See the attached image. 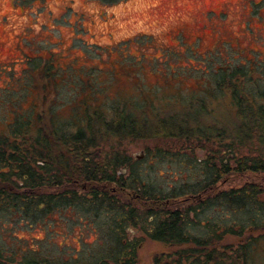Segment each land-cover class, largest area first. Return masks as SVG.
<instances>
[{
	"label": "rangeland",
	"instance_id": "374dc122",
	"mask_svg": "<svg viewBox=\"0 0 264 264\" xmlns=\"http://www.w3.org/2000/svg\"><path fill=\"white\" fill-rule=\"evenodd\" d=\"M232 71L264 86V0H0V133L20 117L37 120L36 112L46 125L75 130L86 114L110 120L124 110L146 121L145 136L105 148L131 162L144 156L137 169L155 178L161 172L160 185L186 175L171 154L180 142L156 135L160 121L167 132L187 120L200 128L196 137H226L237 126L226 89ZM158 151L169 157L161 161ZM85 233L83 251L94 252L98 244ZM257 241L248 264H264V241ZM246 242L226 239L234 249ZM162 251L145 239L138 264H152Z\"/></svg>",
	"mask_w": 264,
	"mask_h": 264
},
{
	"label": "trees",
	"instance_id": "16d2710c",
	"mask_svg": "<svg viewBox=\"0 0 264 264\" xmlns=\"http://www.w3.org/2000/svg\"><path fill=\"white\" fill-rule=\"evenodd\" d=\"M231 74L226 89L237 126L226 129V165L221 162L214 177L225 170L226 184L243 179L216 201H226V238L249 237L246 243L236 249L226 245L224 252L220 250L222 238L178 239L175 226L183 220L174 211H162L166 203L179 198L178 188L160 185L161 177L145 175L124 152L105 148L113 141L144 137L140 133L146 129L144 119L124 110L110 120L104 112H94L86 114L84 122H75V130H68L52 122L46 125L43 115L36 112L37 120L32 114L20 117L0 133V264H137L138 246L124 236L128 226L145 230L148 217L167 215H171L167 223L160 228L155 224L152 238L174 247L196 244L204 255L183 250L179 256H168L165 264H248L257 240L264 241V191L244 179L264 175V86L246 81L245 72ZM180 123L177 132H167L166 121H160L162 131L156 135L173 140L183 137L189 145L204 142L193 133L197 129L202 134L198 126H190L187 120ZM224 136L214 137L223 144ZM161 153L165 152L158 151L161 161L169 157ZM123 169L126 174L117 173ZM123 199L138 203L127 204ZM249 208L252 214H247ZM85 230L96 232L95 253L83 251L88 246ZM75 232L83 237L76 246L82 249L80 253L70 252L69 240H75ZM208 244L213 247L209 251L205 250Z\"/></svg>",
	"mask_w": 264,
	"mask_h": 264
},
{
	"label": "flooded vegetation",
	"instance_id": "af4514ba",
	"mask_svg": "<svg viewBox=\"0 0 264 264\" xmlns=\"http://www.w3.org/2000/svg\"><path fill=\"white\" fill-rule=\"evenodd\" d=\"M199 139L204 140L201 145H198L197 143L194 145L186 144V142H184L186 140L183 137H179L177 139V141L180 142V148L177 153H175L176 155L174 154L177 156L175 161L176 164L180 166V172L185 173L186 175H179L177 178V180L180 182L179 184L176 183L177 185L175 184L174 186H167L169 189L178 188V193L180 196L177 200L171 203H166L168 206H163L162 211H174L176 213V217L183 220V222H179L177 227L175 226V230L178 231L177 235H179L178 239H190L192 241L202 239L209 241L214 240L215 238H222L223 242L220 244L221 249H219L225 252L227 239L226 201L223 204H220L218 201H216V197H220L221 194H223V196L226 195V189H228L226 187V171L223 168L224 174H222V176L218 174L214 177V174L219 171L221 162L223 165H226V137H223V144L217 142V138L215 137H202ZM213 139H215V141ZM194 141H197V138H195ZM207 142H211V144L208 145L206 144ZM200 151L203 153H200V157H198L197 153ZM144 159L146 158L143 156L141 159H137L135 163H140ZM149 164L153 165L154 162ZM117 173L126 174V170L123 169L121 172L117 171ZM158 176L162 178L163 174L159 172ZM251 178L254 181H251V183L258 186L260 190L264 191V175L255 174L251 175ZM242 179L243 177L237 178L234 181L237 180L238 184ZM214 181L217 182L214 183ZM104 186L105 185L102 187ZM115 189L116 186L113 185L112 191ZM123 202L130 204L133 202V200L123 199ZM134 203L138 202H133L132 204ZM151 210V208H147L148 212ZM170 216L171 215H167L162 219L148 217L146 223L144 224L145 230L128 226V232H125L124 236L127 237L129 244H134L136 242L138 246V256L139 252L142 250L143 241L145 239H149L153 242L161 244L163 251L157 254L152 264H155L156 260H159V264H165L168 256H179L180 253H183V250H189L188 252L193 251L194 255H200L203 257L204 251L199 246H196V244L191 246L192 244L189 243H179L174 247V245L165 244L164 242H159L152 238V235L156 229L155 224L158 222L160 228L163 224L168 222ZM97 234L100 236L99 233ZM88 235L89 237L90 235L93 236L94 239L97 236L95 231L94 233L91 232ZM81 238L83 237L80 234L79 238H75V240H73V243L76 245H71L70 248H73V250L75 248L74 252H76V250L77 253L82 251L80 247H76L77 244L80 245L78 243V239ZM248 238L245 240L248 241ZM239 239L242 240L241 238ZM212 248V245L208 244L205 250L209 251ZM87 253L91 254L95 253V251ZM202 257L201 259L204 261L205 259Z\"/></svg>",
	"mask_w": 264,
	"mask_h": 264
}]
</instances>
